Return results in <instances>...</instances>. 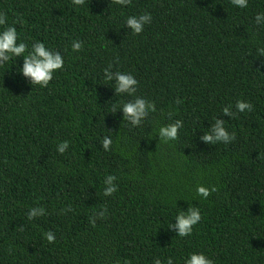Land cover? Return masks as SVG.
<instances>
[{"label":"trees","instance_id":"obj_1","mask_svg":"<svg viewBox=\"0 0 264 264\" xmlns=\"http://www.w3.org/2000/svg\"><path fill=\"white\" fill-rule=\"evenodd\" d=\"M145 11L152 21L140 34L123 27ZM261 11L264 0L245 9L231 0H0L4 26L64 56L45 88L16 72L22 57L0 66V264H183L194 251L214 264H264ZM74 40L83 42L78 52ZM110 64L131 72L137 95L155 103L140 125L109 112L130 99L103 80ZM237 100L252 110L236 111ZM227 105L234 116L222 113ZM214 116L235 132L232 142L200 139ZM176 119L178 138L159 140L158 128ZM109 174L117 190L105 196ZM199 184L216 191L202 199ZM34 207L45 215L29 220ZM188 207L200 208L201 220L176 236L168 224Z\"/></svg>","mask_w":264,"mask_h":264},{"label":"clouds","instance_id":"obj_2","mask_svg":"<svg viewBox=\"0 0 264 264\" xmlns=\"http://www.w3.org/2000/svg\"><path fill=\"white\" fill-rule=\"evenodd\" d=\"M132 0H114V3L120 6H127ZM85 0H71L74 7L83 6ZM234 7L245 9L248 7L249 0H231ZM152 21L151 13L143 12L141 14H132L126 16L123 27H126L132 34L138 35L144 27ZM264 11L257 12L255 15V23L264 26ZM7 24V16L0 12V26ZM82 41L74 40L71 44L73 51H80ZM259 55H264V48H259ZM18 57L23 58V62L16 68V72L26 78V81L33 87L38 86L45 88L53 79L54 74L59 70H63L64 56L58 51L46 45L43 41H35L31 45L20 39L17 29L14 25L0 27V66H4L9 60L14 59L15 63ZM14 63V64H15ZM103 80L107 85H111L114 89V96H127L130 99L118 100L111 105L110 113L115 114L117 111L122 112V124L137 126L148 117L150 112L156 111L155 103L148 100L142 95H137L138 80L131 72L112 71V65L103 69ZM253 105L247 100H237L235 109L238 112L251 111ZM222 113L231 117L235 113L232 111V105L223 107ZM213 121L207 131L203 132L200 137L209 145L218 143L228 144L235 139V132H229L225 126V120L213 117ZM183 127V121L176 119L175 121L161 125L156 135L163 142L174 141L178 138L179 130ZM112 139L105 136L102 140L104 150H109ZM69 147L68 141L64 140L56 145V151L63 154ZM116 180L114 175H107L104 179L105 187L103 193L105 196L111 195L117 190V185L113 183ZM196 195L202 199H207L211 192L216 191L214 187L209 188L204 184L196 187ZM104 213L101 212L100 215ZM45 215L43 207H34L29 209L27 217L32 220L35 217ZM201 220V209L198 207H188L186 210L179 211L172 222L168 224L169 229L174 228L176 236L185 237L192 234L194 226ZM49 243L53 242L54 235L52 232L45 233ZM127 264V262H125ZM153 264H162L160 258H155ZM167 264H174L173 258H167ZM183 264H214V261L203 251L189 253L183 261Z\"/></svg>","mask_w":264,"mask_h":264}]
</instances>
